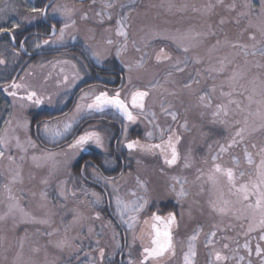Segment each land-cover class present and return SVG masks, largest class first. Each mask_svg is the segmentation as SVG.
Here are the masks:
<instances>
[{
    "label": "snow or ice",
    "instance_id": "6c2138e0",
    "mask_svg": "<svg viewBox=\"0 0 264 264\" xmlns=\"http://www.w3.org/2000/svg\"><path fill=\"white\" fill-rule=\"evenodd\" d=\"M97 2L91 0L92 5ZM99 5L90 17L88 11L76 7L74 0H45L43 6L27 7L22 14L14 0H0V19L9 13L20 16L19 20L7 21L10 27L0 26V34L10 35L8 46L0 51V66L5 69L9 64L6 53H11L13 62L22 52L28 56L33 54L26 47L29 37L17 43L16 31L22 23L44 21L48 25L47 38L42 39L37 33L32 46L34 49L55 46L58 50L66 46L67 40L78 39L77 33L81 30L76 16L79 13L80 21L92 20L95 27L86 28L78 56L48 61L53 67L61 66L56 88L66 93L84 80L82 69L87 71L93 63L99 66L113 56L119 60L124 73L119 87L109 89L108 82L103 86L89 85L86 90H80L71 114L63 113L62 119L35 124L37 139L55 146L66 138L78 120L84 119L83 113L89 117L99 115L101 119L105 115L122 118L123 139L117 141L121 154L114 159L106 157L100 167L85 164L79 168L78 175L71 171L72 160L89 143L104 148L101 133L85 130L75 136L68 144L72 157L66 151L41 149L30 135L32 121L26 112L46 101L54 105L53 96L59 95V91L47 92L52 74L45 76L40 85L25 82L23 76L0 75V89L12 98L13 109L0 128V178L5 181L0 184L4 193V198L0 199V264H80L81 253L86 264H114L117 253L122 257L120 264H167L176 259L174 230H179L180 220L185 214L194 219L195 213L203 216L205 212L210 220L218 222L212 223L207 233L202 226L193 230L187 237L186 249L181 248L182 264H197V241L201 234L209 250L207 264H264V0H240L239 3L237 0H203L199 4L162 0L160 5L149 6L164 8L169 15L196 14L199 23L185 28H169L157 23L156 17H150L146 10L141 11V0H99ZM113 34L118 39L114 40ZM169 46L176 55L167 50ZM161 64L167 65L163 73L157 67ZM36 66L29 65V69ZM65 66L70 71H65ZM185 73L187 79L177 80L178 75ZM209 79L212 81L209 87H199L202 81ZM157 107L160 116L170 118L171 124L161 126ZM190 114L198 115L201 120L210 117V123L223 126L230 135L224 143H217L218 151L210 160L203 161L207 168L196 169L193 181L187 177L183 180L172 177L166 194L181 206L180 219L174 212L163 218L153 213L143 219L145 225L152 222V231L147 233L148 243H145L143 230L138 234L136 229L149 206L147 181L138 176L137 186L144 194L130 190L127 196L132 199H125L120 194V182L125 179V173L121 171L118 177L105 176L100 168L104 172L128 168L129 157L134 153L159 157L168 168L177 165L192 168L191 151L181 156L177 146L182 136L172 126L178 124L179 129L190 131ZM181 117L182 124L179 123ZM141 118L152 128L145 133L146 142L129 139L127 134L129 125ZM154 134H158L159 143L151 142ZM235 147H242L246 169L240 167L235 156L231 159L233 166L220 162ZM122 149H127V156H123ZM136 164L139 166L142 161L137 159ZM25 165L29 166L27 177ZM89 167L92 168L90 173L87 172ZM39 173H43L39 180L43 187L38 194L30 192L32 197L38 195L39 214H35L21 206L24 189L16 186H23L26 179L29 183L35 181ZM89 181L94 187H89ZM189 184L197 190L193 192L186 187ZM98 186H102L100 191L96 190ZM49 188L55 192V202ZM206 191L209 196L201 203L199 197ZM105 196L115 202L114 216L118 224L131 233V239L125 236L123 245L116 240L119 233L112 220L102 225L99 233L89 224L86 237L73 234L77 228L82 231L86 222L101 219L97 209L102 207ZM68 215L71 219L66 221ZM156 222L164 224L163 230ZM27 226L38 227L29 231ZM104 228L112 230V239L116 241L115 250L108 256L106 248L101 246ZM229 231L235 235L218 236ZM84 239H94L95 248L84 251ZM138 240L139 258H134L133 248ZM221 241V247L217 248ZM50 249L65 255L50 259ZM125 250L126 261L123 259ZM92 252L98 253V259Z\"/></svg>",
    "mask_w": 264,
    "mask_h": 264
},
{
    "label": "rangeland",
    "instance_id": "374dc122",
    "mask_svg": "<svg viewBox=\"0 0 264 264\" xmlns=\"http://www.w3.org/2000/svg\"><path fill=\"white\" fill-rule=\"evenodd\" d=\"M58 2H64V0H58ZM74 2L76 4L77 8H80L83 11H88L90 17L94 16V12L96 10H98L99 6H100L99 0H98L96 5H92L91 0H74ZM176 2L177 3L187 2V3L199 4V3H202L203 0H176ZM237 2L239 3L240 0H237ZM161 3H162V0H141V11H145V10L148 11L150 17H156L157 23H159L165 27H169V28H176V27L185 28L189 25H196L199 23V20L197 18H195L196 14L191 13V12H189L188 14L177 13L176 15H169L165 12L164 8H161V7L149 8L150 5H160ZM157 13H159L158 16H157ZM76 19H77V27L81 30L80 32L77 33L78 39L76 41L67 40L66 46L63 48L70 47V46H72V47L73 46H80V48H81L83 46V37H84V32H85L86 28L95 27V24L92 20L88 21L87 23L80 21L79 13L76 16ZM60 26H62V25L58 24V27H60ZM40 37L42 39L47 38V36H40ZM34 38H35V36H32L31 39L28 41L29 42L28 45H26V47H28L30 52L34 53V52L43 51V50H55V46H51V47L45 46L42 49H34L32 46ZM112 38L114 40L118 39L114 34H113ZM211 42H214V41H210V43ZM59 49H61V48H59ZM167 50L172 52L173 55L177 54L171 46H169L167 48ZM149 51H151V49H149ZM130 55H138V54L130 53ZM61 58H66V57L59 56L58 58L53 60V62H55L56 60H60ZM113 58H115V57L113 56V57H110L109 59H113ZM48 61H51V60L47 59V58H42L40 60L39 64L44 63L45 66L43 68H41V67H38L36 65H33L36 67L29 69L23 75V77H24L25 82L31 83L33 85H40L44 82V77L47 76L49 73H51L52 74L51 78L47 82V92L55 94L57 91H59V95L53 96L54 105H49L47 103V101L45 102V104L51 108L58 104L61 108H63L65 105V101H66L65 98H66L67 94H69L73 90V88L70 89L69 91H67L66 93L63 90H58L56 88L57 74L60 72L61 66L57 65L56 67H53V65L49 64ZM104 62H102V64L98 66L100 69L105 68ZM39 64H37V65H39ZM118 64H119V67L121 68L122 66H121L119 60H118ZM157 67H158V70L161 73H163L166 70L167 65L161 64ZM64 70L70 71V69L67 66H65ZM189 70H191V68ZM29 71H31L33 74L28 75L27 73ZM184 79H187L186 73L180 74L177 76V80L182 81ZM78 82H80V81H78ZM211 84H212V81L209 79L207 81H202L201 84L199 85V87L200 88H207ZM78 99H79V97H78ZM77 102H78V100H77ZM45 104H43V105H45ZM43 105H41V106H43ZM74 107H75V105H74ZM74 107L67 113L71 114ZM155 110L157 111V114L159 116V123L161 124V126L166 127L167 125L172 123L170 118L165 119L163 116H160L158 107ZM82 115L84 116V119L78 120V123L74 124L73 129L67 134L65 139L60 140L58 145L54 146L50 143H48V144L43 143V146H45L47 149H51L53 151H66L68 153V156L72 157L73 153L70 150H68L67 146L61 147L58 149H56V148L59 147L62 143L69 141V140H72L74 133H75V130L80 125V123H82L86 119L90 118L87 115V113H83ZM95 116H99V115H95ZM109 117H112L113 119H115L120 124L121 129H122V118H115L113 115H109ZM58 118L62 119L63 116L58 117ZM55 119H57V118H55ZM188 119H189L190 131H184L182 129H179L178 124H172V126L174 128H177L178 132L182 136V139H181L179 145L177 146L178 151L180 152L181 156L183 157L185 154H187L189 152V150L191 151V155H192V158L194 160V164H193L192 168L183 169L180 165L173 166L172 168H168V167L163 165L162 159L159 157L157 158V157H152V156H148V155H142L139 153H134L131 157H129L130 165H133V168L125 171V179L120 182V194L122 196H124L125 199H132V197L127 196V193L130 190H136L141 195L144 194L143 190L139 189L137 186V177L139 176L142 180L147 181L149 206H148V209L146 210V212L141 215V223L139 224V226L136 229V232L138 234L141 232V230H143V232L145 234L144 235V242L145 243L148 242L147 241L148 240L147 233L152 231V229L150 227V224L152 222L150 221L149 225H145V224H143V219L150 217L152 215L149 211V208L152 206V204L154 202L159 201L160 199H167V198L174 199V197L166 194L169 185L172 183V177H174V176L180 177L181 180H183L185 177H187V179L190 182L193 181L195 179L196 169L197 168H205L206 169L207 166L203 164V161L205 159L210 160L211 156L214 155L218 151L217 143L218 142L224 143L226 138L230 135V131L228 129H225L223 126L213 125L212 123H210V117L206 116L203 120H201L198 115L190 114ZM138 122L142 123L144 126V134L140 138V140L142 142H146L145 133L148 131H151L152 128L147 123V121L144 120L143 118H141V120ZM183 122H184L183 117H181L179 123L182 124ZM123 123L126 124L127 121H123ZM92 124L93 123L89 122V123H86L85 126H90ZM193 124L196 125L195 128L192 127ZM128 129H129V127H128ZM34 130H35V132H34ZM217 131H219V133ZM127 134H128V138L131 139L129 136V132ZM20 135H21V139H24L23 132H21ZM30 135L32 136V138L34 140H36L35 137L37 136V129L35 127L32 130L30 129ZM101 136L104 138V148L97 147L95 144H92V143H89L88 145L93 146V147L98 148V149H103L104 151L110 152L111 143L108 142V140L105 138L103 133H101ZM118 136L120 137V140L123 139L122 131ZM154 136H155V138L151 142L159 143L158 134H154ZM165 139H166V137H165ZM37 144H38V142H37ZM116 145L118 148V144H116ZM89 146H88V148H89ZM209 146H211V149L209 148ZM41 149H45V148H41ZM86 149H87V145L85 146V150ZM122 153H123V156H127L128 155L127 149H122ZM120 154H121V152H120ZM78 155H76V156H78ZM233 156H235L239 159L240 167L242 169L247 168V165L244 161L242 147L233 148L230 153L225 154L223 156V159L220 162L224 166H233L231 163V159ZM137 159L142 161V164L139 166L136 164ZM161 168H163V172L161 171ZM28 170H29V166L25 165V170H24L25 171V177H27ZM91 171H92L91 167L87 168L88 173H90ZM129 172L131 173V175H127V173H129ZM42 175H43V173L37 174V179L31 183H29L26 179L25 184L23 186H20V185L16 186L17 188L23 187V189H24V195L21 198V206L24 207L26 210L31 211L35 214H39V209L37 208V205L39 202L38 201V195H37V197H32L30 195V192L36 191L37 194L39 193L40 189L43 187L39 183L40 177ZM73 175H75V174L73 173ZM3 182H5V181H3L2 178H0V183L2 184ZM52 183L54 186L55 181H53ZM89 187H92V186L89 185ZM186 187H190L193 192H195L197 190V188L191 184L186 185ZM205 187L207 188V185ZM49 193L55 202L56 198H55V192H54L53 188H49ZM208 196H209V193L206 191L202 197H199V199L201 200V203H204V201L207 200ZM3 198H4V193L1 189L0 199H3ZM106 204L108 205L107 207L109 208L112 217H108L107 215H105L102 212V208ZM71 206H72L71 202H69V207H71ZM179 207H180L179 213H181L182 208L180 205H179ZM0 208H2V205H0ZM114 208H115L114 200H110V198L108 196H105L104 203H103L102 207L100 209H97L101 212V219L96 220V221L86 222L82 231L80 228H77L73 234L79 233L81 236L86 237L87 227L89 224H91V226L94 228V231L96 233H99V232H101L102 225L106 224L108 220H112L113 224L116 226V232L119 233V236H117L116 240L119 241L123 245L124 240L122 239V232H123L124 238H125V236H127L129 240L131 239V233H128L124 226H121L118 224V222L114 216ZM186 208H187V205L185 204V206H184L185 212H186ZM57 211H58V213L61 212V210L59 208H57ZM194 216H195L194 219H189L187 217V214H185L184 218L182 220H180V228L178 231L175 230L176 231L175 241L177 243L176 259L172 260L170 262H167V264H182L181 248L186 249L187 237L192 234L194 229H196L198 226H202L204 229V232L207 233L210 231L211 224L214 222H218L217 220H210L208 218L207 212H205V214L203 216H201L199 213H195ZM70 219H71L70 215L65 217L66 221L70 220ZM179 219H180V217H179ZM56 220L59 223V220H60L59 214L57 215ZM116 224L119 225L120 229ZM24 227L25 226L22 225L21 229H23ZM27 227H28L29 231H32L34 227H38V226H27ZM103 232H104V235L102 237H100L101 246L106 248V256H108L109 254H111L115 250L114 246H115L116 241H114L112 239V230L110 228H104ZM19 234H22V230ZM219 235H235V233L229 231L227 233H220V234H218V236ZM204 240H205V237L203 234H201L198 241H197V251H198L197 264H207V261L209 260V250L207 248H205ZM222 243H223V241H221L220 244H217L216 247L217 248L221 247ZM135 246L140 247V241L139 240L136 242ZM135 246L133 248V257L139 258V252H137V249H135ZM90 247L95 248L94 239H84V242H83L84 251H89ZM125 253L126 254L124 255L123 259L126 261L127 250H125ZM57 255L62 256L65 254H61V253L56 252L54 249H50V256H49L50 259L52 258V256H57ZM91 255L93 257H97V259H98V253L97 252H92ZM118 256H119V253H117V255H115V257H114V264H116L115 261H116V257H118ZM121 259H122V257H121ZM80 264H86L83 253H81Z\"/></svg>",
    "mask_w": 264,
    "mask_h": 264
},
{
    "label": "trees",
    "instance_id": "16d2710c",
    "mask_svg": "<svg viewBox=\"0 0 264 264\" xmlns=\"http://www.w3.org/2000/svg\"><path fill=\"white\" fill-rule=\"evenodd\" d=\"M14 2L19 7L20 12L23 14L25 8L30 6H43L45 0H14ZM9 19L19 20L20 16L13 13H9L3 19H0V26L10 27L11 26L10 23H7ZM47 31H48V25L44 21H37L32 24H27L26 22L22 23V27L16 31L17 43H19L20 40L24 39V37H29L30 40L31 37L36 36L37 33H39L40 36H47ZM9 42H10L9 34H0V51L6 48ZM28 43L26 45H28ZM80 49H81L80 46H73V47L70 46L58 50L55 49V50H43V51L34 52L32 56H28L22 52L20 58L15 62L12 61L11 53L8 52L5 54V58L9 60V64L7 66V69H5V66H0V75L7 76L9 78L15 76L18 78L20 76H23L29 70V65L39 64L42 58H47L50 59L51 61L55 60L59 56L66 57V58H61L60 60L72 59L73 57L78 56L80 54ZM104 66L106 68L119 66L118 60L116 58L108 59V61L104 62ZM99 69L100 68L94 63L89 65L87 71L82 69L81 71L83 72V76H84L82 85L88 83H96L100 81H107L108 80L107 77H101V74H104L105 72ZM112 84H119V78L114 77V82ZM22 94L23 91H21V95ZM69 95L71 94L70 93L67 94L65 99H67ZM11 100L12 98L7 96V94L3 92L2 89H0V128L4 126L3 121L8 119L9 117L8 113L13 111V109L10 106ZM68 110H69L68 106L61 108L57 104L56 106L51 108L45 104L39 107H30L27 109L26 113L28 118L32 121V126H31V130H32L35 127L37 121L55 119L61 117L63 116L62 114L68 112ZM96 126L99 130L105 131L106 139L108 140L109 143H111L110 153L112 152V154H114L112 145L114 140L117 139L119 135L118 128L112 125L111 128L106 130L103 128L104 126H106V124L102 123L101 121L100 122L97 121ZM219 131L217 132L219 133ZM128 132L131 139H140L144 134V126L142 123L137 122L136 124L129 126ZM35 139L38 142V146H40L41 148H46L45 146H43V143L37 139V136L35 137ZM58 148H61V146L57 147L56 149ZM93 152L94 153L87 154L84 157H81V154L75 156V158L72 160V168H71V171L75 175H78L79 168L83 166L85 162L89 159L95 162L99 167L103 164L104 159L107 157L106 154L94 148H93ZM132 168L133 165H130V167H128L127 169H132ZM100 170L104 172L102 167L100 168ZM117 172H118V168L115 171H107L104 173H106L107 175H115ZM98 189H99L98 191H100L99 187ZM0 194H1V189H0ZM107 206L108 205L106 204L102 208V212L108 217H112L111 212ZM179 210H180L179 205L176 204V201L174 199H170V198L160 199L159 201L154 202L152 206L149 208L151 214H153V212H157L159 214H168L169 212H174L178 218L180 217ZM135 249H137V252L140 251L139 246H135ZM117 258L118 257H116V261H115L116 264H118Z\"/></svg>",
    "mask_w": 264,
    "mask_h": 264
},
{
    "label": "flooded vegetation",
    "instance_id": "af4514ba",
    "mask_svg": "<svg viewBox=\"0 0 264 264\" xmlns=\"http://www.w3.org/2000/svg\"><path fill=\"white\" fill-rule=\"evenodd\" d=\"M57 50V49H56ZM99 70H101V71H104L105 73L104 74H101V77H107V81H100V82H96V83H88V84H85V85H82V81H80V82H78L77 83V85H76V87H74L73 88V90L70 92V94L71 95H69V97L66 99V101H65V105H64V107L66 106H68L69 107V110H68V112L74 107V105L77 103V100H78V97H79V95H80V90L81 89H87V87L89 86V85H101V86H103V84H104V82H108L107 83V87L109 88V89H114V88H117V87H119L120 86V84H121V76L122 75H124V73H122L121 72V68L119 67V66H113V67H105L104 69L103 68H101V69H99ZM82 72V71H81ZM82 75H83V72H82ZM114 77L115 78H119V84H112L113 82H114ZM110 80V81H109ZM67 113V112H66ZM94 121H101L102 123H104V124H106V126H104L103 128L104 129H109V128H111L112 127V125L113 126H116L117 128H118V130H119V134L121 133V126H120V124L115 120V119H113L112 117H109V115H105L104 116V118L103 119H101V117L100 116H94V117H90L89 119H86L85 121H83L82 123H80V125L76 128V130H75V133H74V136H73V138H72V140H69V141H66V142H64V143H62L60 146L61 147H63V146H67L68 147V144H70L72 141H73V139L75 138V136H78V135H81V134H83V132L85 131V130H97V131H100L101 133H103L104 134V136H105V138H106V133H105V131H103V130H99L98 128H97V126H96V122H94ZM93 123L92 125H90V126H85L86 125V123ZM105 127H107V128H105ZM118 140H120V137L118 136L117 137V139H115L114 140V142H113V151H114V154H112V152L110 153V152H108V151H104L103 149H98V148H95V147H93V146H89V145H87V149L86 150H84V152L82 151L80 154H81V157H84L85 155H87V154H91V153H94L93 152V148L94 149H96V150H99V151H101V152H103V153H105L106 154V156H107V158H110V159H113V158H115V156H117V155H120V152L118 151V148H117V141ZM88 146H89V148H88ZM85 164H91V165H95V166H97V167H99L95 162H93L92 160H87L86 162H85ZM84 164V165H85ZM83 165V166H84ZM126 170H128L127 168H123V169H121V168H118V172L115 174V175H111V176H119L120 175V172L121 171H123L124 173H125V171ZM103 172V171H102ZM104 173V172H103ZM104 175L105 176H109V175H107L106 173H104ZM88 185H90V186H92V187H94V185H92L91 184V182L89 181L88 182ZM99 188H101L102 186H98ZM98 187H96V190L98 191L99 189H98ZM153 213H156L157 215H162L163 217H167V215L168 214H159V213H157V212H153ZM178 218V217H177ZM179 219V218H178ZM118 227H119V225L118 224H116ZM162 225H163V223H160V228L162 227ZM119 229H120V227H119ZM175 234H176V231L174 230V239H175ZM122 239L124 240V235H123V232H122ZM148 241V240H147ZM146 243H148V242H146ZM140 252V251H139ZM126 254V253H125ZM124 254V255H125ZM117 261H118V264H120V261H121V256L119 255L118 256V258H117Z\"/></svg>",
    "mask_w": 264,
    "mask_h": 264
},
{
    "label": "water",
    "instance_id": "95a60500",
    "mask_svg": "<svg viewBox=\"0 0 264 264\" xmlns=\"http://www.w3.org/2000/svg\"><path fill=\"white\" fill-rule=\"evenodd\" d=\"M160 216L163 218L162 215H160ZM156 226H157L158 228H160V222H156ZM163 228H164V224L162 225V227H161L160 229L163 230Z\"/></svg>",
    "mask_w": 264,
    "mask_h": 264
}]
</instances>
